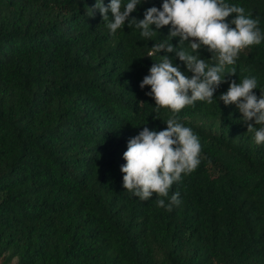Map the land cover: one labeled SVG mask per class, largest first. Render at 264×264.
<instances>
[{"label": "trees", "instance_id": "1", "mask_svg": "<svg viewBox=\"0 0 264 264\" xmlns=\"http://www.w3.org/2000/svg\"><path fill=\"white\" fill-rule=\"evenodd\" d=\"M162 2L143 0L130 18ZM225 2L264 32V0ZM94 3L0 0V264H264V144L219 100L228 83L212 104L177 114L201 144L198 167L169 190L180 204L169 212L155 194L142 201L123 188L127 141L145 126L164 130L171 114L153 113L150 87H139L170 26L148 41L127 22L110 35L98 11L87 15ZM234 67L226 79L255 76L259 96L264 41Z\"/></svg>", "mask_w": 264, "mask_h": 264}, {"label": "clouds", "instance_id": "2", "mask_svg": "<svg viewBox=\"0 0 264 264\" xmlns=\"http://www.w3.org/2000/svg\"><path fill=\"white\" fill-rule=\"evenodd\" d=\"M142 2L110 0L105 6L103 0H95L92 7H87V15L94 17L98 11L110 35L127 22L130 28L139 29L140 36L147 41L159 29L170 26L167 39L154 43L147 53L148 57H158V61L139 84L140 89L150 87L145 95L155 102L153 113L170 110L171 114L163 121L167 127L155 131L145 126L131 137L122 155L125 163L120 167L124 189L142 201L155 194L157 206L170 212L180 204V193L169 196L170 188L200 164V141L177 117L183 108L194 107L197 101L212 104L220 85L228 83L219 100L225 106L235 105L247 132L254 134V143L264 144V90H260L259 96L253 91L258 88L255 76H245L238 83L226 79L236 75L234 65L239 53L264 41V32L258 26V18L246 13L244 7L229 5L225 0H163L160 8L145 9L143 19L130 18ZM172 38H178L176 45L170 43ZM185 44L187 48L183 47ZM202 48L210 53L209 59L201 58ZM161 52L165 55H158ZM167 53H175L187 72L192 73L190 78L179 65L173 64Z\"/></svg>", "mask_w": 264, "mask_h": 264}, {"label": "rangeland", "instance_id": "3", "mask_svg": "<svg viewBox=\"0 0 264 264\" xmlns=\"http://www.w3.org/2000/svg\"><path fill=\"white\" fill-rule=\"evenodd\" d=\"M201 124V120H198L197 122H196V125H200Z\"/></svg>", "mask_w": 264, "mask_h": 264}]
</instances>
